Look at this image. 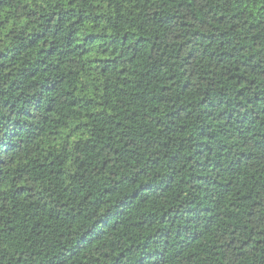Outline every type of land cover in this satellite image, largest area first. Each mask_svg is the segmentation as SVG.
I'll list each match as a JSON object with an SVG mask.
<instances>
[{
	"label": "trees",
	"instance_id": "trees-1",
	"mask_svg": "<svg viewBox=\"0 0 264 264\" xmlns=\"http://www.w3.org/2000/svg\"><path fill=\"white\" fill-rule=\"evenodd\" d=\"M0 264H264V0H0Z\"/></svg>",
	"mask_w": 264,
	"mask_h": 264
}]
</instances>
